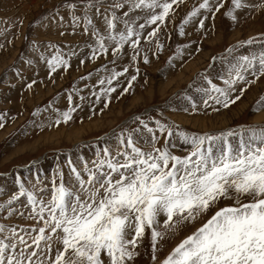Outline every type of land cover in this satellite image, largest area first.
Wrapping results in <instances>:
<instances>
[{
	"label": "rangeland",
	"instance_id": "374dc122",
	"mask_svg": "<svg viewBox=\"0 0 264 264\" xmlns=\"http://www.w3.org/2000/svg\"><path fill=\"white\" fill-rule=\"evenodd\" d=\"M199 2L178 0L173 5L174 11L169 12L162 24L154 22L140 30L138 25L144 24V19L153 10L133 8L129 11L131 0H99V3L93 0L91 6L88 0H0V114L4 117L0 121L3 125L0 127V204L5 205L0 208V224L6 226V233L7 229L15 227L18 235L31 233L34 236L36 233L31 226L42 225L31 216L26 194L5 204L19 191L18 180L33 191L38 201L51 198L53 178L56 184L62 180L66 187L78 188L71 168L75 167L86 181L85 167L95 171L93 166L103 158L106 147L112 156L116 155L122 131L125 136L132 132L138 147H149L145 139H150V135L140 125V120L151 128H156L157 120L172 126L174 133L169 139V147L176 155H185L190 146L176 135L175 125L187 132L216 134L238 129V126L264 124L256 119V115L264 111V107L256 110V101L264 94V75L253 77L249 70L246 80H253V83L228 107L209 98L218 94L206 95L203 91L210 88L208 80L224 87L230 67L240 57L264 50V38L260 35L264 33V7L236 9L237 19L233 20L225 15L231 0H224L218 10L214 0H210L215 16L201 10L200 15L182 23ZM69 3L75 8L69 9L66 6ZM116 3L122 7L114 8ZM242 3L259 5L262 0H242ZM97 7L100 15H97ZM86 11L102 35L106 29L105 15L110 16L114 11L117 17H122L127 13L124 18L135 21L133 27L140 31L138 51L129 41L114 55L111 49L115 42L106 38L107 51L93 56L95 37L91 28L87 33L83 30ZM73 15L81 17L76 25L72 21ZM137 16L140 19H136ZM124 27L121 20L116 21V31ZM154 27L156 34L149 36ZM249 37H253L251 43H238ZM157 42L162 47H158ZM49 45L60 48V54L68 60V67L61 66L55 71L48 67L47 58L55 52ZM230 45L232 50L227 51ZM41 53L45 59H41ZM133 55L136 56L134 61ZM197 58L200 61L197 69H184ZM114 72L121 74L111 79ZM133 75L136 79L129 85L128 80ZM29 84L31 87L27 86ZM110 86L114 90L107 93ZM242 86L243 82L238 81L237 89ZM125 88L129 90L124 92ZM253 92L256 94L252 98ZM237 94L238 91L232 92L231 96ZM243 102L246 106L241 111ZM69 107L75 109L71 118L56 124L58 114ZM224 113L226 118L232 117L231 122L210 129L177 121L179 118H215ZM135 129L139 130L133 131ZM156 135L159 147L165 143L166 133L157 130ZM230 139L236 143L235 137ZM104 167L106 170L107 166ZM231 203V200H222L220 206ZM8 207L13 209L12 213L7 211ZM211 214L208 212L188 222L174 236L159 238L155 261L152 259L151 233L146 229L144 236L139 238L136 255L128 264H160L180 240ZM163 219L161 216L158 228L161 232L164 231ZM53 244L59 246L55 237Z\"/></svg>",
	"mask_w": 264,
	"mask_h": 264
},
{
	"label": "snow or ice",
	"instance_id": "6c2138e0",
	"mask_svg": "<svg viewBox=\"0 0 264 264\" xmlns=\"http://www.w3.org/2000/svg\"><path fill=\"white\" fill-rule=\"evenodd\" d=\"M92 2L88 0V5L91 6ZM177 2L131 0L129 11L133 8L153 10L144 19V24L138 25L143 30L147 24H162L169 12L174 11L173 5ZM223 2L214 0L215 9L218 10ZM66 6L75 8L71 3ZM113 7L120 8L122 5L116 3ZM242 7H264V0L259 5L231 0L225 15L236 20L234 12ZM201 10L215 16L213 3L200 0L182 23L200 15ZM97 15H100L98 7ZM126 16L127 13L117 17L114 11L110 16L105 15L106 29L102 35L85 12L83 30L87 33L91 28V34L95 37L93 56L107 51L106 38L115 42V47L111 49L114 55L129 41L130 46L138 51L140 31L133 27L135 21L130 22L124 18ZM80 20L81 17L72 16L74 25ZM117 20L124 24L122 30L116 31ZM203 22L201 19V26ZM156 31L154 27L149 36L155 35ZM260 35L264 38V33ZM252 41L253 37H249L238 43L249 44ZM157 44L162 47L159 42ZM49 47H54L55 52L47 58L48 67L52 71L61 66L68 67V60L60 54V48L55 45ZM232 47L230 45L227 51H231ZM40 55L41 59H45L43 53ZM132 60H136L135 55ZM144 60L147 62V55ZM249 70L253 77L264 75V50L240 57L230 67L224 87L208 80L210 88L203 91L206 95L218 94L209 98L228 107L239 100L253 83V80H246ZM124 71H127V67ZM120 74L114 72L111 79ZM135 79V75L131 76L128 84L131 85ZM238 81L243 82L239 89L236 87ZM27 86L31 87V84ZM113 90L110 86L106 92ZM128 90L125 88L124 92ZM237 91L236 96H231L232 92ZM68 99L71 102V95ZM204 103L207 107V100ZM262 107L264 94L256 101V110ZM73 111L75 109L69 107L67 111L59 113L55 123L59 124L61 120L67 122ZM3 119L0 114V121ZM136 119L140 120L139 117ZM140 125L150 135V139H145L149 147H138L132 132L125 136L122 131L116 155L112 156L106 147L103 158L93 166L95 171L85 167L88 173L86 181L75 167L71 168L78 188L66 187L62 180L56 184L53 178L51 198L47 201L40 198L38 201L33 191L18 180L19 191L5 204L26 194L31 205V216L41 221L42 225L31 226L36 233L33 236L31 233L18 235L15 227L7 229L6 233V226L0 224V264H128L136 255L139 238L144 236L146 229L151 233L152 259L155 261L159 238L176 235L185 224L208 212L212 214L180 240L160 264H264V124L238 126V129L216 134L187 132L175 125L176 135L190 146L185 155H176L170 150L169 139L174 133L172 126L159 120L156 121V128L149 127L144 120H140ZM157 130L161 134L166 133L165 143L159 147ZM233 137L236 138L235 144L230 139ZM222 200H231L232 203L220 206ZM4 206L0 204V208ZM7 211L12 213L13 209L8 207ZM161 216L164 217L163 232L158 230ZM53 237L58 247L53 244Z\"/></svg>",
	"mask_w": 264,
	"mask_h": 264
},
{
	"label": "bare ground",
	"instance_id": "6f19581e",
	"mask_svg": "<svg viewBox=\"0 0 264 264\" xmlns=\"http://www.w3.org/2000/svg\"><path fill=\"white\" fill-rule=\"evenodd\" d=\"M199 64H200V61H198V58H197L196 60L192 61L190 64L186 65V67L184 69L185 70H187V69L194 70V69H197L196 67H198ZM181 78H182V76H180V79ZM255 90H257V87H255ZM255 94H256V92H253L252 98L254 97ZM245 106H246V103H244L243 106H241V111ZM225 115H226V113H224L223 115L222 114H219L216 116L214 115L215 118H210L209 116H205V117H202V119L179 118V120H177V121H179L181 124H185V123L187 124L188 123V124L197 125L198 127L202 128V129H210V128L217 127L218 125L224 126V125H227L228 123H230L232 120V117L226 118ZM219 116H221V117H219ZM256 119H257V121H263L264 122V111H261L258 115H256ZM218 122H219V124H218Z\"/></svg>",
	"mask_w": 264,
	"mask_h": 264
}]
</instances>
